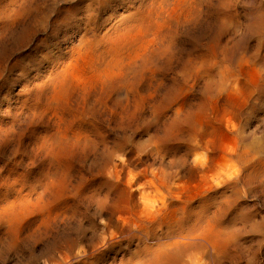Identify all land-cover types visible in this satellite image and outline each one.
I'll return each instance as SVG.
<instances>
[{
	"label": "rangeland",
	"instance_id": "374dc122",
	"mask_svg": "<svg viewBox=\"0 0 264 264\" xmlns=\"http://www.w3.org/2000/svg\"><path fill=\"white\" fill-rule=\"evenodd\" d=\"M150 1L0 0V264L135 263L140 224L180 205L233 234L224 264H264V0H192L157 40L137 29Z\"/></svg>",
	"mask_w": 264,
	"mask_h": 264
},
{
	"label": "bare ground",
	"instance_id": "6f19581e",
	"mask_svg": "<svg viewBox=\"0 0 264 264\" xmlns=\"http://www.w3.org/2000/svg\"><path fill=\"white\" fill-rule=\"evenodd\" d=\"M191 4H193L192 0H151L147 6V11L142 13V15L140 16V21H139V25L137 26V29L140 31H142V33L144 34L145 37H148L149 35L152 36V40L156 39L157 37L159 36H162V35H159L161 33L162 30H164L168 25H170L171 21L172 20H175L176 19V16L180 15V14H186V12L189 13L188 9L192 6ZM192 12H193V9H192ZM187 13V14H188ZM264 13V12H263ZM259 14V13H258ZM262 15V13L260 14V16ZM184 16V15H183ZM182 16V17H183ZM259 16V15H258ZM186 17V15H185ZM260 19V18H259ZM176 21V20H175ZM180 21V19H179ZM264 21V20H262ZM173 22V21H172ZM175 27V26H174ZM169 29V28H167ZM164 35V34H163ZM163 37V36H162ZM157 40V39H156ZM160 40V38H159ZM152 42V41H151ZM154 43V42H153ZM152 43V44H153ZM159 43V42H158ZM86 44V43H83V45ZM98 44V43H97ZM90 47L92 48H95V56H98V58L101 60L102 59V55H103V52H99L97 50V48L95 47V45H90L88 44ZM136 45V43H135ZM169 45V44H168ZM98 46V45H97ZM84 48V47H83ZM151 49H153L152 47H150ZM85 49V48H84ZM168 49V47H167ZM154 50V49H153ZM152 50V51H153ZM158 50V49H157ZM162 50V49H161ZM163 51V50H162ZM161 52H158V53H162ZM154 52V51H153ZM156 52H154V54H156ZM148 55V54H147ZM146 55V56H147ZM153 55V54H151ZM158 54H156L157 56ZM150 56V55H149ZM154 56V55H153ZM151 58V56L149 57ZM154 58V57H152ZM148 58H146L147 60ZM151 60V59H150ZM149 60V61H150ZM148 64V63H147ZM146 64V65H147ZM145 65V64H144ZM138 67V66H137ZM123 68V66L121 67ZM121 70V69H120ZM143 71V70H142ZM209 79H212V77ZM222 79V78H221ZM211 82V80H209ZM223 80H221L220 82L222 83ZM100 82V87L103 86V88L105 90H108L112 85H114L116 83V76L114 77H110V78H107L105 77L104 79H102ZM221 83H218V84H221ZM131 86V85H130ZM133 87H134V84H133ZM127 88V86H126ZM56 92H55V96L53 97V99L51 100V102L55 103L56 104V108L59 107V105H62L63 103V100L65 97L69 96L70 93H71V90H70V87H69V84H68V80L64 77V78H61L60 80H58L57 84H56ZM130 89V88H128ZM133 89V88H132ZM204 109V108H203ZM202 109V110H203ZM198 110V109H197ZM176 111V110H175ZM200 111V110H198ZM178 112V111H177ZM202 112V111H201ZM205 112V111H203ZM202 112V113H203ZM176 113V112H175ZM197 113V112H196ZM199 113V112H198ZM176 118L178 117V115H175ZM186 116V115H185ZM194 117V116H193ZM185 118V117H184ZM180 119V118H179ZM183 119V117L181 118ZM180 119V120H181ZM187 120L189 119L188 117L186 118ZM178 121V120H177ZM183 121H185V119H183ZM189 121V120H188ZM191 121V120H190ZM188 124V127L191 126V129H194L195 128V131L198 132V130H196V127L192 122L194 121H191ZM174 122V121H173ZM184 123V122H182ZM173 124V123H172ZM177 124V123H176ZM179 124V123H178ZM175 125L172 126V128H176L180 125ZM183 125V124H182ZM70 127V126H69ZM185 127V126H184ZM187 127V128H188ZM170 128V127H169ZM171 128V129H172ZM183 128V127H182ZM184 129V128H183ZM168 130V129H167ZM170 130V129H169ZM181 130V128H180ZM190 130V128L188 129ZM177 131V130H176ZM194 131V130H193ZM194 131V132H195ZM181 132V131H180ZM187 132V131H186ZM192 132V130L190 131ZM194 132H193V135H194ZM195 132V133H196ZM168 133V132H167ZM175 133V132H174ZM177 133V132H176ZM168 135V134H167ZM192 135V136H193ZM173 136V135H171ZM177 136V135H176ZM190 136V135H189ZM61 137V136H60ZM55 138L54 139V145L56 148H58V150L56 152H60V151H63V154H64V150L68 149V146H69V142L66 143V140H63L62 138ZM174 137V136H173ZM178 137V136H177ZM168 138V136H167ZM170 138V136H169ZM172 138V137H171ZM76 138H72V140H74ZM177 140V139H176ZM71 141V140H70ZM81 141V140H80ZM74 142V141H73ZM167 142V141H166ZM75 145L77 144V142H74ZM72 144V143H71ZM80 144V143H79ZM188 144V143H187ZM184 145V144H183ZM45 146V145H44ZM186 146V145H185ZM52 147V146H51ZM70 147V146H69ZM74 148V147H72ZM187 148V147H186ZM192 147H190L191 149ZM54 150V149H53ZM189 150V149H188ZM50 152V151H49ZM238 152V151H236ZM47 153V152H46ZM55 153V152H54ZM234 153V152H233ZM231 153L233 156L232 157H235L237 159V163L240 165V168L239 169H245L247 168L245 166V157L243 155H240V154H236V153ZM241 153V152H240ZM51 154V153H50ZM63 154L60 152V155L63 156ZM54 155V154H53ZM230 155V154H228ZM226 155V157L228 156ZM157 156H158V153H157ZM157 156L155 158H157ZM160 156V155H159ZM54 157V156H53ZM61 157V156H60ZM61 157V158H62ZM163 157V156H162ZM229 158H231L230 156H228ZM58 158H59V155H58ZM58 158H55L54 160H57ZM160 158V157H159ZM158 158V159H159ZM180 157H178L177 159H179ZM161 159V158H160ZM184 159V158H183ZM182 160V159H181ZM262 160V159H261ZM184 161H187V160H184ZM234 161V159H233ZM260 161V160H258ZM57 162V161H55ZM177 162V161H176ZM193 162V161H192ZM186 164V162H183V164ZM236 163V164H237ZM256 163V162H255ZM184 164V165H185ZM188 164V163H187ZM250 164V163H249ZM254 164V163H253ZM56 165V164H55ZM257 167L254 169H251V171L256 175H260L261 172L264 174V161L263 163H260L258 162V164H256ZM187 166V165H185ZM191 166V165H190ZM251 166H252V163H251ZM57 167V166H56ZM60 167V166H59ZM181 167V166H180ZM188 167V166H187ZM249 167V166H248ZM151 168V167H150ZM237 168V167H235ZM250 168V167H249ZM58 170V168H55ZM187 169V168H185ZM204 169L200 163H196L195 160L192 164V166L186 170V173L188 175V177H194V176H197L200 175L199 173L201 172V170ZM61 170V169H60ZM149 170V169H148ZM151 170V169H150ZM160 170V169H159ZM157 170V171H159ZM237 170V169H236ZM165 171V170H164ZM204 171V170H203ZM239 171V170H238ZM247 171V170H246ZM56 172V171H55ZM147 171H144V173H146ZM154 172V171H153ZM162 172V171H161ZM234 172V171H233ZM243 172V171H242ZM241 172V174H242ZM61 173V172H60ZM157 173V172H156ZM202 173V172H201ZM248 173V171L246 172ZM250 173V172H249ZM57 174V173H56ZM59 174V173H58ZM65 174V173H64ZM149 174V173H146V175ZM164 174V173H163ZM165 174H166V171H165ZM179 174V173H178ZM245 174V173H244ZM243 174V175H244ZM161 175V174H160ZM158 175H153V178H155V182L159 181L158 184H164L165 182H163L164 180H160L159 176ZM240 175V173H239ZM150 175H148L147 177H149ZM164 176V175H163ZM186 176V175H185ZM237 176V175H235ZM234 176V177H235ZM250 176H251V173H250ZM249 176V178H250ZM166 177L169 178V176H165L164 179H166ZM173 177V176H172ZM242 177V175H241ZM246 177V175H245ZM258 176H256L257 178ZM260 177V176H259ZM264 177V176H263ZM58 178V176H57ZM62 178V177H61ZM64 178V177H63ZM168 178H167V181H168ZM232 178V176H231ZM236 178V177H235ZM238 178V177H237ZM234 178H232L231 181H234L233 180ZM251 179V178H250ZM252 179H255L254 176ZM259 179V178H258ZM170 180V178H169ZM240 180V179H239ZM245 180V179H244ZM61 181V180H60ZM223 181V180H222ZM231 181H228L229 183ZM238 181V180H237ZM49 182V181H48ZM47 182V183H48ZM57 182V181H56ZM227 182V183H228ZM232 182V184L234 183ZM247 182V181H246ZM245 182V183H246ZM222 182H220L219 185H221ZM228 183V184H229ZM239 183V182H237ZM241 183V182H240ZM249 183V182H248ZM252 183V182H250ZM45 184V183H44ZM157 184V183H156ZM216 184V183H215ZM215 184H213L214 186H212V190H214L215 188ZM218 184V183H217ZM216 184V185H217ZM231 184V183H230ZM243 184H244V181H243ZM49 185V184H48ZM225 185V184H224ZM248 185V184H247ZM41 186V185H40ZM45 186V185H43ZM157 186V185H156ZM223 185H221L220 187H222ZM234 186V185H233ZM236 186V185H235ZM249 186V185H248ZM38 187V185H37ZM162 187V186H161ZM229 188H231V186H228ZM237 187V186H236ZM42 188V187H41ZM45 188H47V186H45ZM51 188V187H50ZM214 188V189H213ZM227 188V186H226ZM48 189V188H47ZM52 189V188H51ZM225 189V188H224ZM233 189V188H231ZM235 189V188H234ZM31 190V189H30ZM42 190V189H41ZM45 190V189H44ZM59 190V189H57ZM217 190V189H216ZM56 191V190H55ZM218 191V190H217ZM45 192V191H44ZM47 192V191H46ZM53 192V191H52ZM58 194V192H56ZM40 194V193H39ZM38 194V195H39ZM45 194V193H44ZM37 195V196H38ZM47 195V194H45ZM44 195V197H45ZM19 196V195H18ZM55 196V195H54ZM40 197V196H39ZM43 197V195L41 196V198ZM43 197V198H44ZM51 197V196H49ZM22 198V196L20 197ZM41 198H39V200H36L38 201L37 204L33 207L35 208H32V206H30L31 204H27V208L28 206H30V209H37V210H40L42 211L43 209V205H42V200L41 201ZM55 198V197H54ZM26 199V198H25ZM46 199V197H45ZM48 199V198H47ZM52 199V197L50 198V200ZM56 199V198H55ZM204 199V198H203ZM208 199V198H207ZM23 200V198H22ZM30 200V199H29ZM18 201V200H17ZM48 201V200H46ZM53 201V200H52ZM22 202V201H21ZM29 201H24V204L25 203H28ZM44 202V201H43ZM51 202V201H50ZM203 202V201H202ZM205 202V200H204ZM19 203V202H18ZM47 203V202H46ZM49 203V202H48ZM52 203V202H51ZM210 203V202H209ZM17 204V202H16ZM23 204V203H22ZM23 206L26 207V204ZM50 204V203H49ZM202 204V203H201ZM207 204V203H206ZM211 204V203H210ZM19 205V204H17ZM212 205V204H211ZM210 205V206H211ZM16 206V205H15ZM46 206V205H45ZM188 205H180L178 207H164V208H161L160 209H157L154 211V213H152V215L150 214V220H146L145 222L147 223H142L143 225L140 224V229L143 230V232H141L140 234H142L141 238L138 239V242H139V245H138V248H139V251H136V262L135 263H131V264H186L187 262L184 261V259H187V261L189 260V264H224V262L226 263L227 261H231L233 258H234V255L230 252V250L228 249V243L230 240H232L230 237V239L227 237V236H230L231 234L229 235H226L227 233L225 232V229L220 225V223L218 222V220H220L218 218L217 220V217L216 220H209L207 219L206 217H204L205 214L202 215V212L203 211V208H200V210L197 209V211L195 209L192 208H187ZM192 206V205H191ZM202 206V205H201ZM13 207V206H12ZM18 207V206H17ZM21 207V205H20ZM24 207V208H25ZM117 207V206H116ZM119 207V206H118ZM163 207V206H162ZM200 207V206H199ZM198 207V208H199ZM204 207V206H202ZM16 208V207H15ZM47 208V206L45 207ZM122 208V207H121ZM170 208L171 210V213H173L174 210H176V212L178 213L179 212V215L178 216H171V217H167V214H165L163 216V214L161 213L163 210H166L168 211ZM173 208H175L173 210ZM23 209V208H22ZM31 209V210H32ZM194 211H193V210ZM202 209V210H201ZM207 209H209L207 207ZM7 210V209H6ZM16 209H11L9 211H6L5 213H3V216H4V219H13L15 218V212H17L16 214H18V211L20 212V208L18 207V211ZM25 210V209H24ZM29 210V208H28ZM36 210V212H37ZM46 210V209H45ZM44 210V211H45ZM120 211V208L117 209L116 211ZM204 210H205V207H204ZM210 210V209H209ZM15 211V212H14ZM26 211V210H25ZM25 211H23L25 213ZM35 211V210H34ZM193 211V212H192ZM207 211V210H206ZM30 212V211H29ZM39 212V211H38ZM43 212V211H42ZM41 212V213H42ZM209 212V211H208ZM27 213V211H26ZM46 213V212H45ZM164 213V212H163ZM23 214V213H22ZM21 215V213L19 214ZM18 215V217H20ZM24 215V214H23ZM2 216V215H1ZM206 216V215H205ZM214 216V215H213ZM22 217V216H21ZM202 218H204L203 222H201ZM19 218H17L18 220ZM144 221V220H143ZM223 223V222H222ZM148 225V226H146ZM164 227L166 230L164 232V237L162 239H157L155 237V233L153 234V231L155 228H159L160 230V227ZM226 227V226H224ZM12 228V226H11ZM232 229V227L230 228ZM13 230V229H11ZM149 232H148V231ZM158 230V229H157ZM156 230V231H157ZM229 230V228H228ZM138 232V231H137ZM161 232V231H160ZM232 232V231H231ZM157 233V232H156ZM162 233V232H161ZM161 235V234H160ZM163 236V235H162ZM233 236V234H232ZM106 241V240H105ZM103 242V241H102ZM109 242V241H108ZM107 242V243H108ZM111 242V241H110ZM201 242V243H200ZM231 242V241H230ZM105 243V242H104ZM232 243V242H231ZM103 244V243H102ZM109 244V243H108ZM106 246V245H105ZM108 246V245H107ZM98 247V246H97ZM101 247V246H100ZM103 247V245H102ZM99 248V247H98ZM104 248V247H103ZM231 248V247H230ZM101 250V249H100ZM232 251V249H231ZM96 253V252H95ZM98 253V252H97ZM93 255V253H92ZM68 256V255H67ZM81 256V255H79ZM78 256V257H79ZM83 256V255H82ZM81 256V257H82ZM90 256V255H89ZM64 257V256H63ZM64 258H66V256ZM84 258V257H82ZM91 258V256H90ZM89 259V257H88ZM66 260V259H65ZM63 260V261H65ZM81 260V258H80ZM191 261V262H190ZM186 262V263H185ZM188 264V263H187ZM229 264V263H228Z\"/></svg>",
	"mask_w": 264,
	"mask_h": 264
}]
</instances>
